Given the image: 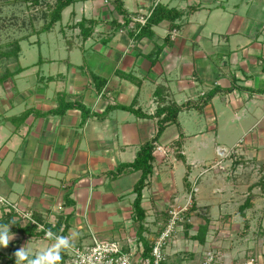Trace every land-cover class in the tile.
Returning a JSON list of instances; mask_svg holds the SVG:
<instances>
[{
    "label": "crops",
    "instance_id": "crops-1",
    "mask_svg": "<svg viewBox=\"0 0 264 264\" xmlns=\"http://www.w3.org/2000/svg\"><path fill=\"white\" fill-rule=\"evenodd\" d=\"M120 1L135 19L158 5L180 14L134 38L115 26L122 15L110 0L72 3L47 30L38 6L0 1V195L32 219L0 205V224L15 221L0 264H15L23 246L33 259L50 250L57 239L45 230L81 247L117 241L144 256L145 243L169 229L164 264H199V247L243 248L248 233L236 241L231 232L264 231V191L255 189L264 173V0ZM12 5L35 15L10 11L9 20ZM83 18L95 20L86 36L75 26ZM210 92L158 133V108ZM152 141L164 152L153 149L139 226L141 170L124 165ZM249 194L251 206L240 211ZM60 255L65 264L66 249Z\"/></svg>",
    "mask_w": 264,
    "mask_h": 264
},
{
    "label": "trees",
    "instance_id": "trees-1",
    "mask_svg": "<svg viewBox=\"0 0 264 264\" xmlns=\"http://www.w3.org/2000/svg\"><path fill=\"white\" fill-rule=\"evenodd\" d=\"M2 1V0H0ZM5 2H9L12 0H4ZM23 1L25 4L27 5H31L33 6H38L39 10H40V14L41 16L44 18V20L46 21L44 23L43 26V30H47L49 29L55 22H57L58 20H60L61 18V12L62 10L67 7L68 5L78 2V1H85V0H21ZM110 2L113 4L114 9L117 11V13L122 15V21H115V26L119 27V28H123L127 31V33L134 38H138L140 36H142L144 33L149 32L151 29L152 25L157 24L160 20L164 19V18H169L171 20L175 19L178 17V15L180 14L179 11L174 10V9H168L166 7L163 6H156L152 12L149 14V16L146 17L145 22L142 24L140 23L137 19L129 16V14L124 10L122 3L120 0H110ZM95 23V20L92 19H81L80 21H78L77 23H75V26L80 28L81 33L83 34V36H86L87 34H90L92 29H93V25ZM173 25L170 26V28H172ZM17 48V47H15ZM213 92H210L208 95H206L203 98L198 99L196 102H192V101H188L182 104H171L168 106H163L157 109L156 114L157 115H161L163 114V117L160 120L159 123V128H158V133H160L162 131V129L164 128L165 124L168 122H175L176 121V116L177 113L179 112L180 109L185 108V107H195V108H200L201 106H203L207 100L209 99V96H211ZM66 107H70V106H74L72 104H66ZM77 106H79L82 110H84V106L81 104H78ZM153 141L152 142H147L145 144H143L140 149L138 150L135 159L132 163H130L129 165H124V166H128L131 167L133 169H139L141 170V177L139 178V180L137 181L136 185H135V199L133 202V207L135 209V215H136V220L137 222H139V226H140V222L143 220L144 218V210L141 208L140 202H141V191L142 188L145 184V180L148 176V174L151 172V165L150 162L153 159ZM260 185L261 190L264 188V173L261 176L259 182L257 183ZM252 187H250L249 189H251ZM251 197L252 195L249 194L247 196V198L245 199V201L243 202V204H241L239 206L240 211H243L246 208H249L251 206ZM245 227H249V221L245 220L244 223ZM262 231V230H261ZM185 236H189L188 238H190V235H188V231H184ZM201 232V233H199ZM139 233H141V231H139ZM259 234V231L256 232V236ZM204 232L203 231H198L197 234L194 236L195 238H199L200 241L204 240ZM192 237V236H191ZM142 240V239H141ZM143 241V240H142ZM146 247L144 248V257L145 256H149L150 251H151V247L147 246V244L145 243ZM255 252H252L250 255L254 254ZM247 257H245L244 259H247L249 257V255H246ZM241 259V260H244Z\"/></svg>",
    "mask_w": 264,
    "mask_h": 264
},
{
    "label": "built area",
    "instance_id": "built-area-1",
    "mask_svg": "<svg viewBox=\"0 0 264 264\" xmlns=\"http://www.w3.org/2000/svg\"><path fill=\"white\" fill-rule=\"evenodd\" d=\"M146 17H139L137 20L143 24ZM153 149L164 152V148L161 145L155 144ZM0 197L4 198L5 203H0V205L5 212L14 211L17 216L32 220L29 213L19 210L17 203L10 201L4 196L0 195ZM172 215L175 217V213H172ZM46 232L48 231L45 230L43 233L45 237H47L45 235ZM168 234L169 229L161 233L154 241L149 256L145 257L124 251L121 244L117 241L95 240L93 244L86 247L69 244L70 247L66 249L65 264H164L163 247ZM50 237L58 238L52 232ZM260 256H262V260ZM199 264H264V258L261 253L256 251L254 254L249 255L247 259L237 262H225L217 255L215 250L208 249L203 253Z\"/></svg>",
    "mask_w": 264,
    "mask_h": 264
},
{
    "label": "rangeland",
    "instance_id": "rangeland-1",
    "mask_svg": "<svg viewBox=\"0 0 264 264\" xmlns=\"http://www.w3.org/2000/svg\"><path fill=\"white\" fill-rule=\"evenodd\" d=\"M24 5H25V7H32L31 5H28L27 6V4H25L24 3ZM24 5H22L23 7H22V14L19 12V14H18V7H16V5H12V6H7V7H5L4 8V10L5 11H7V14L5 15V16H7V18L10 20V18H9V14H10V11H13L15 14L17 13L19 16H21V15H23L24 16V18H25V20L26 19H28V17H30V14H34L33 13V11L30 9V8H28L27 10H26V8L24 7ZM19 6V5H18ZM16 11V12H15ZM35 15V14H34ZM9 31H10V28L9 29H7V30H5V32L7 33V36H10V33H9ZM15 33H13L12 35H14ZM41 49H42V51H43V53L44 52H46L47 51V48H48V43H47V41H45V38H44V36H43V38H41ZM24 47H26V42H24ZM12 48H13V46H10V50L12 51ZM12 54H14L15 52H11ZM10 53V54H11ZM11 54V55H12ZM215 165H218V163L217 164H215ZM214 165V166H215ZM206 167H208V165L206 166ZM209 169V168H208ZM260 188V187H259ZM259 188L258 187H255V189H258L257 191L258 192H263L264 190L262 189L261 190V188H260V190H259ZM254 189V190H255ZM252 190V189H251ZM253 190V191H254ZM258 192H255V193H258ZM251 194H252V192H251ZM241 198H243V197H241ZM255 220V219H254ZM254 220H252L251 222H250V225H251V223H252V227H257V223H258V221H254ZM243 222V221H242ZM241 222V223H242ZM257 229V228H256ZM249 231L248 232H246V230L243 232V231H238V234H235V235H233L235 232H231V236H230V238H233V240L234 239H236V241H237V239L239 238V237H242V234H245V236H246V234L248 233V236H247V238H248V244L245 246V247H243V248H239L238 247V249H235V247H231V249L230 248H228V247H225L222 251H216L217 252V255H219L220 257H221V259L223 260V261H225V262H229V261H226L224 258L226 257L225 255L226 254H229V255H232V258H231V260L232 259H234L233 261L234 262H237L238 260L239 261H241V259H244L245 257H247L245 254H247V255H250L251 253H252V250L253 249H255V248H257V250H260V251H258L259 253H261L263 256H264V231H259V234L256 236L255 234H256V232H258V231H250V228L248 229ZM171 233H172V231H170ZM190 233H191V231H189ZM170 233V234H171ZM201 233V232H200ZM179 235V237H181L182 236V231H175L174 233H173V236H174V238H173V236L171 237V238H173V241H177L178 240V236ZM238 235V236H237ZM244 236V237H245ZM186 240H188V239H186ZM233 240L232 241H230V243L231 242H233ZM169 243V242H168ZM177 243V242H176ZM206 247V246H205ZM199 249H200V253L203 255V253L206 251V250H208V249H213V248H211V247H206V248H203V247H199ZM247 249V250H246ZM228 251V253H225V252H227ZM245 251H247L246 253H245ZM201 254H199L200 256H201ZM199 255H197V254H193L192 256L195 258V259H198V256ZM225 257H224V256ZM245 256V257H244ZM200 258V257H199ZM202 258V257H201ZM201 258H200V260H201ZM260 259L262 260V256H260ZM200 262V261H199ZM231 262V261H230Z\"/></svg>",
    "mask_w": 264,
    "mask_h": 264
},
{
    "label": "clouds",
    "instance_id": "clouds-1",
    "mask_svg": "<svg viewBox=\"0 0 264 264\" xmlns=\"http://www.w3.org/2000/svg\"><path fill=\"white\" fill-rule=\"evenodd\" d=\"M0 203H5L3 197H0ZM11 224H15V221H11L8 224H0V248H7L9 243L15 238V234L10 231ZM37 228L42 229V226L37 225ZM45 235L50 237V230ZM68 247H70L68 239L66 237H58L50 250L33 259L30 257L31 248L23 246L14 253L15 264H60L62 260L60 252Z\"/></svg>",
    "mask_w": 264,
    "mask_h": 264
}]
</instances>
